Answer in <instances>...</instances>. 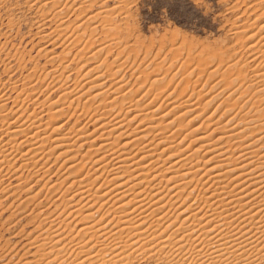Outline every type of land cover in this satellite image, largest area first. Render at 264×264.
<instances>
[{"label": "bare ground", "instance_id": "bare-ground-1", "mask_svg": "<svg viewBox=\"0 0 264 264\" xmlns=\"http://www.w3.org/2000/svg\"><path fill=\"white\" fill-rule=\"evenodd\" d=\"M42 1H43L42 3L44 6L46 5V3H48L47 2L48 0H42ZM53 1H55L54 3L60 2V0H53ZM92 1L94 2V0ZM34 2H32V4H29V3L28 4L33 5ZM73 5H74V2H73ZM49 9L50 7L48 8V10ZM42 10H40V12ZM57 11L59 12V10ZM56 12H53V13L56 14ZM55 14H53V16ZM42 15H45V13ZM47 17L50 18L52 16L48 15ZM54 18L56 19L57 17L55 16ZM55 19L53 21H55ZM43 22H44V19L43 21L41 19V23ZM51 22L49 23L51 24ZM79 22L78 23L76 22L77 25L73 23L76 26L72 24L75 27V28L72 27V29H76V31L78 28L81 29L82 21L80 23ZM54 23H55V26L53 27L54 30L48 33L47 35L45 34L41 35L40 38L42 40L50 38L52 33L59 34L60 32H62L64 27H65L64 28L65 30L69 27L68 26L66 28V24L64 25V22L55 21ZM44 27L45 25L43 26V28ZM37 30H40V29L37 28ZM67 30L70 31L69 28ZM82 30L84 29L82 28ZM260 30L262 31L264 30L263 25H261ZM244 32H241V33H244ZM254 32H256V30ZM69 34H71V32ZM73 34H75V31ZM259 35H260V32H259ZM76 36H74V39ZM80 37L79 36L76 37L78 38L77 42L80 40L79 39ZM254 37H255V34H251L248 37L250 39V42H248L249 48L248 47L247 48L249 50H252V52H255V53L259 52V54H257V56L256 54H253L250 57L251 59H249L252 65L253 63L257 64L253 72L251 71L253 73L254 84L252 83V86L251 84H249V86H251V88L254 87L256 89L254 92L250 91V94L251 92L253 93L252 97L253 96L256 98L258 97V99H260L259 97L261 95H264V67H263L264 66V31L263 33H261L260 36L257 35L258 37L257 39H255ZM88 48L89 46L87 47V49ZM43 49L40 48L39 50H43ZM85 50L86 49H84V51ZM109 51L111 50L109 49ZM46 53L47 52H45V55ZM50 56H49V59H47L49 60V62L51 58ZM52 59L53 58H51V60ZM113 59H115V57ZM60 61H62V59ZM235 61L236 60H234V62ZM243 63H246V60ZM261 63H262V66L259 65ZM232 66L235 67L236 65L235 66L232 65ZM81 67L82 66H80V68ZM242 67L240 68L242 69ZM98 68L99 67H95L92 69L88 67V69L86 68L87 70L85 72H82L83 70L80 71L78 68L79 70L78 74H81L82 72L83 73L82 76H84V79L85 80L89 79L86 81L88 82L87 84L91 83L92 86L89 89L87 88V90L81 87L82 89H84V91L81 92L77 96L76 102H78L79 100L78 98L81 99V97L85 95L84 93L86 92L89 93L90 90H93L92 88H96L94 89L96 91H94V93L92 92L93 95L89 93V95L90 94L92 95L93 103H95V100H97L99 96L103 97L102 96L103 93L105 96L106 92L104 91L106 89L101 90V87H102L101 82L102 81L104 82V80H102L103 74L98 72L99 71ZM226 68L228 69V67ZM63 69L65 70L64 67ZM206 69H209V68H206ZM237 69H238V66L237 68H235V70L238 72L239 70ZM66 71H68L67 68H66ZM223 72L225 73V71ZM237 72H235V74ZM58 73L56 72V74ZM229 73L230 71L227 74ZM61 74H62V71H61ZM58 75H60V73ZM63 75L64 73L60 76H63ZM222 75H225V74H222ZM145 77L147 79V77L150 78L151 76L145 75ZM135 79L137 80V77ZM65 80H67V77L65 78ZM148 80L150 81V84H151V79H148ZM226 80H229V79H226ZM116 81L118 83L120 82L118 80ZM234 81H231L229 85H232L231 83L234 84ZM153 82H156V80H153L152 83ZM224 83L228 85L227 82H224ZM239 83L241 82L239 81ZM116 84L117 83L114 82V85ZM141 84H144V83H141ZM226 84L223 85V87L224 86L226 87ZM217 85H219V83ZM119 86L121 87L122 85L118 84V88H120ZM50 87L52 88V85H50ZM211 87H213V85ZM114 88H117V87L115 86ZM122 88L123 87H121V89ZM248 89H246V91H248ZM23 90L25 89L23 88ZM127 90L125 88V91ZM227 90H229V88ZM131 92L134 93V91H131ZM136 92H139V91L137 90ZM27 93H28V90H27ZM242 93L238 95L243 96L244 94L242 95ZM219 94H220V91H219ZM24 95H26V97L28 98L25 91H24ZM121 95H123V93H121ZM131 95L132 94H130V96ZM228 95H230V97L232 96V94L230 93L226 94L227 97ZM198 96H199V93H198ZM19 97L21 98V95ZM19 97L17 98L19 99ZM152 97L154 98V96ZM157 97H158V94H157ZM238 97L239 96H237V98ZM57 98L59 100V97ZM248 98L250 99V97ZM14 99L16 100V98ZM21 99L19 100V102L17 101V104L12 101V104L18 105V108L16 110L10 109L11 111H8L9 114L6 115L5 114L6 112L4 113V111L6 110V104H7L6 100L5 98H0V121L1 123L3 122V125H1L0 127L1 128L0 135L2 134L3 136V134H5L8 136V141L5 140L6 141L5 144H4V141L3 143H1L2 139L0 138V163L1 165L3 161H7L10 163V166L14 168L16 161L19 159L22 162L19 163L18 167L24 170V168L26 169L25 166H28L27 165L28 163H30L31 165H33L32 163L38 164L40 166L37 168L36 171L35 170L33 171L34 173L33 176L35 178V176L38 177L37 175H39L40 171H42L43 173L46 172L45 171L46 162L48 163L49 161L47 160H49L51 156H54V159L56 161L61 159V163L59 167L60 169L64 170L62 173L64 175L60 177L59 179H57V181L50 182V179H47L48 185L46 181L44 182V184H42L43 187H46L45 195H47V193L49 192L51 193L53 191H57V187H58L59 192H60L58 197L62 198L59 206H62V209H60V211L56 213L55 209H57L56 207L58 206V204L56 205L55 202L53 201L52 203L53 205H55L54 206L55 209L54 208L52 209L53 211L49 210L50 212L49 211L44 212V210L40 209L38 210L37 215L35 213V216H37L39 219L38 224L37 226L34 225L36 227H34L33 230H29L26 232L24 239L27 240L26 244L29 245L28 247L35 249V252L38 253L37 257L38 256L39 257L36 258V255L34 252L32 258H35V259L33 260L26 259L25 262L23 261L24 264H32V262L34 264H56L57 262H58L57 264H64V261H66L65 256H68L69 255L68 252L72 253V251L73 252L76 251L74 254L77 257L73 256V258L75 257L74 260L77 261L76 262L77 264H84V263H87V264H108V263L109 264H125L124 263L125 260L126 259L128 260V258L131 255V252L132 253L134 252L133 250L131 251L129 248H132L134 250L142 249V251L145 250L146 252V249H148L147 247H149L152 243H154L155 245L152 244L153 246L150 249L156 247L154 248L155 250L158 249L160 252H162L167 257V259L170 258L176 264H190V263H195V264H264V131L260 132V134L259 133L255 134L256 131L259 132V129L262 130L264 128V120L262 119V121H260L261 119L259 120L258 116L256 115L258 113L257 109L264 108V105H262L264 104V96L262 97V100L260 99L261 100L260 105H262V107L261 108L257 107V109L255 107L256 110L254 111L253 114L251 113L250 115L249 113H247L244 115H239L238 114L239 112L237 111L238 113H235L234 116L230 117L229 115L223 121L215 120V125L211 128V130L207 129V127L201 128L200 125L202 124L203 122L202 121L201 123L194 124L191 130L187 134L183 135L179 140H176V139L174 140L175 134H177V131L179 129H182L183 126L182 124L175 125V121L178 119V117L184 116L185 114L187 115V113H189L188 107L190 106L191 102L189 103V101H187L189 100L188 97H187V100L185 101L177 102L175 100L177 102V104L175 105L176 109L177 107L182 108V106H185V107L188 106V107L186 111H184L186 108H184V110L182 108V112H179V114L172 119L168 118V115L170 114L169 110L162 114L160 113L161 114L160 115L157 111L161 109V106L160 105H159L160 107L154 106L152 104V102H154L153 100L151 101V104L147 103L148 104L146 105L147 107L145 106V108L140 109L143 112L135 111L137 101L135 102V104L131 103L125 109L121 108L122 109L121 110L119 107L117 110L120 109L119 110L120 112L116 111V113H113L114 111L112 112V109L115 110V107L113 106L114 102L113 101L107 102L103 106L98 107V109L99 110L105 109L103 111H106L107 114L110 116L108 120H106V118L104 117V114L106 112L97 114L96 112H98L99 110L95 108V110L97 111L93 113L95 117L94 115H92V121H91L93 125H96L95 128H93V130L90 132H87L86 127L85 128L79 127L75 130L72 129L73 130L72 134L74 135L72 136L74 137V139L72 138L73 139L72 142H69L67 138L63 137L62 135H59L58 133V131L60 130V126H61V125L59 126L60 121L57 119L58 118L57 113H59V111L61 110L59 108V106L61 105V104L59 105L60 100L59 101L55 100L52 102L50 101L49 103V101L44 98V101L46 100L49 103L48 108L46 110L47 114L49 117L51 116L54 118V119L52 118L50 122L48 121L45 122L46 119L45 121H43V116H40L38 118H36V116H30V115H36V114L26 115V117L22 119L21 117L24 113V109L22 110L21 108H23L24 98L22 100ZM66 99H69V98H66ZM114 99L112 96V100ZM225 99H223V101ZM25 100H24V103H25ZM88 100L86 99L84 103H87ZM226 100H225V103H226ZM64 101L65 100H63V102ZM39 102L38 104H40ZM70 102H72V100H70ZM70 102L68 104H70ZM128 102H130V100ZM171 102L173 101H170V103ZM220 102H222V100ZM248 102L249 101H247V105L250 106L249 105L250 103L248 104ZM257 102L254 100L255 104ZM44 103L43 105H45ZM187 103L189 105H187ZM92 104L90 103V106ZM174 104H172L173 108H174ZM236 104H238V102ZM251 105H253L252 102H251ZM98 106H99V103H98ZM231 106L232 105H230V107ZM242 108H244L243 105L241 107L239 106L240 112ZM227 109L228 108H226V110ZM88 112L90 111L88 110ZM121 112H123L122 115H120ZM131 112H134L132 113L133 115L130 114ZM247 112H250V111H247ZM157 113L159 114V116H156L158 115ZM243 113L245 112L243 111ZM55 115L57 118H55ZM128 117L130 118L127 119ZM207 117L209 118V116ZM89 118H88V121L90 120ZM144 118L146 119V121L144 120ZM11 119H13V121ZM136 119H139L138 122L136 123L135 126H133L131 131L127 134L129 136H126L125 131L121 129L125 125H127V122L129 123L132 120L136 121ZM189 121H194V119L193 118L192 120L189 119ZM216 121H220V122H216ZM181 122L182 121L178 123H181ZM12 124H14V126H12ZM189 125L190 123L187 124V126ZM218 130L222 132H217ZM69 131L70 129H68V132ZM70 133L71 132H69V134ZM96 133H97V136L94 135ZM21 135H24V136L26 135V137L21 139L19 138L21 137ZM187 136L188 137L191 136V140H188V143L186 142L184 143ZM88 139H90L89 146L84 151H82L81 149L83 148L84 144L88 142ZM48 140L49 142H52V144L45 147L44 141L46 142ZM28 142L31 143L32 145V146L30 145L31 148L29 149L25 148V150L26 149L27 150L23 151L24 150L22 149L23 145H27ZM192 144H194V146H192ZM54 150H55V153L53 154ZM77 155H79V157H77ZM29 167L31 168L32 166H29ZM30 175L32 176V174ZM35 179L34 181L39 180L37 178ZM19 187L20 185H18V188L16 187V189H19ZM2 189L0 188V190ZM9 190H7V187H6L5 189H3V192L4 191L7 192ZM39 190L34 191L32 190V187H28L27 189L24 190L27 192V195L23 200L25 202H28L29 200L31 202H33L34 200L37 201L36 197L37 196L39 197V193H41ZM58 197L56 200H58ZM28 203L30 204V202ZM36 206L38 207L40 205L36 203ZM101 210H103V212L100 213ZM53 212H55V214H52ZM97 213L98 214L100 213L99 216H96ZM108 215L109 217H107ZM70 216L73 218L69 219ZM72 231L75 234L72 233ZM87 234H89L92 237V239H94L93 243L95 242L99 243L98 244L99 250L96 251L95 249L96 252L94 251V253H91L92 252L91 247L93 244L91 245L90 248H87V249L85 248L87 246L86 244H88L91 240V237L90 239H87V240L84 239ZM46 243H48L49 245L47 244L48 246L45 247ZM96 246L97 245H95V247ZM100 246L102 247V249ZM106 246L110 249V252L112 253V256L110 258H106L102 256L101 254L102 250L104 251V249L107 248ZM70 247H74L75 249L71 251ZM21 248L23 247L21 246ZM127 249H128V253H126ZM142 251L140 252L141 254H142ZM149 252H152V251L150 250ZM25 253H23L21 257H19V259L21 258L22 260V256H24ZM62 253H64L65 255ZM106 253H108V250ZM74 254H71V255H74ZM69 258H70V255H69ZM68 260H71V259H68ZM74 262L72 263L74 264ZM0 264H12V263L11 262H7V263L0 262ZM13 264H19V263H17L16 261Z\"/></svg>", "mask_w": 264, "mask_h": 264}, {"label": "rangeland", "instance_id": "rangeland-1", "mask_svg": "<svg viewBox=\"0 0 264 264\" xmlns=\"http://www.w3.org/2000/svg\"><path fill=\"white\" fill-rule=\"evenodd\" d=\"M26 1H28V2H26ZM72 1L73 0H60L59 3L58 2L54 3L55 1L48 0L47 1L48 3H46V5L44 6L42 3L43 2L42 0H33V1H31V0H0V87H1L0 88V98H5V100H6V103H7L6 104V110L4 111V113L6 112L5 113L6 115L9 114L8 111L16 110L18 108V105L12 104V101L17 104V101L19 102V100L22 97L24 98V100L27 98L26 95H24V91H25L28 98L26 99L27 101L25 100V103L23 100V108H21V109L22 110L24 109V113H23L21 118L22 119L25 118L26 115L36 114V115H30V116H36V118L43 116V121H45V119H46L45 122H47V121L50 122L53 117L50 116L51 117L50 118L48 116L46 110L48 108L50 101L52 102V101L58 100L57 97H59V100H60V101L58 100L59 105L61 104L59 106V108L61 110L59 111V113H57L58 118L55 115V118H57L60 121L59 126L61 125L60 130H59L60 132L58 131V133H59V135H62L63 137L67 138L69 140V142H72L74 139V137H72V136H74L72 134L73 130H75L79 127L80 128L86 127L87 132H90L93 130V128H95L96 125H93V123L91 122L92 121V115H94L93 113L95 111H97V110H95V108L98 109V107L103 106L107 102H112V101L114 102L113 106L115 107V110L112 109V112L114 111L113 113H116V111L120 112L119 110L121 108L125 109L131 103L135 104L136 101L137 102H136L135 111L136 112H139V111L143 112L140 109L145 108V106L148 105L149 103L151 104V101L153 100L154 102H152V104L154 106H159V105L161 106V109H160L161 112H160V110L157 112L159 114L160 113L162 114V113L169 110L170 114L168 115V118L172 119V118L176 117L179 114V112H182V108H183V110H184V108H186L184 111L187 110L188 106H186V107L182 106V108L177 107V109H176L175 105L177 104V102L187 100V97H188L189 100H187V101H189V103L191 102V104H190L191 107L190 106L188 107L189 113H187V115L185 114L184 116L178 117V119L175 121V125L182 124V126H183L182 129H179L177 131L178 136H177V134H175L174 140L175 139L179 140L183 135L187 134L191 130V128L194 124H198V123H201L203 121L202 124L200 125L201 128L207 127V129L211 130V128L215 125V120L223 121L229 115L231 117V116H234L235 113H238V112H239L238 113L239 115H244L247 113H249L251 115V113L253 114L254 111L257 109V107L261 108L262 105H264V104L260 105V102H261L262 97L264 95H261L262 97L261 96L259 97L261 100L258 99V97L256 98L254 96H253L254 97L253 98L252 92H254L256 89L254 87L251 88L252 83L254 84L252 72L255 69V66L257 64L253 63V65H254L253 66L249 59H251L250 57L253 54H256V56H257V54H259V52L255 53V52H252V50L248 49L249 48L248 42H250V39L248 37L251 34H255L254 38L257 39L258 38L257 35L260 36L261 33H263V31H264V30L263 31L260 30L261 25L264 26V22H263L264 21V14H262V13H264V0H94V2L92 0H74L73 1L74 5H73ZM32 2H34L33 5H29V4H32ZM40 4H42V5H40ZM49 7H50V9H49L50 11L48 10ZM51 8H53V9H51ZM111 9H112V11H111ZM40 10H42L41 11L42 13L40 12ZM57 10H59V12ZM46 11H47V13L48 12L49 13L47 14ZM51 12L52 13L56 12L57 15L55 13H53V14H55L53 16V14ZM95 12H96V14H95ZM44 13H45V15H42ZM60 13H62V14H60ZM91 14H93V15H91ZM48 15L52 16V17L49 18V17H47ZM55 16L57 17L56 19L54 18ZM87 16H88V18H87ZM59 17H61V18H59ZM41 19H42V21L44 19L43 23H41ZM46 19H48V20H46ZM54 19L56 22L57 21L64 22V25L66 24V28L69 26L68 28L70 29V31L67 30L68 28L65 30L64 29L65 27H64L63 28L64 31L62 30V32H64L66 35L62 32H60L59 34L58 33H52L50 38L42 40L40 38L41 35H43V34L47 35L48 33L52 32L54 30V28H53L55 26V23H54L55 21H53ZM61 19H63V20H61ZM113 19H114V21H113ZM79 21L80 22L82 21L81 24L83 27L81 26V29L78 28L77 31H76V29H72V27L75 28L73 25H75V24L77 25V23ZM38 22H39V24H38ZM49 22H51V24ZM73 23H75V24H73ZM44 25H45V27H44L45 29L43 28ZM46 26H48V27H46ZM37 28L40 29L42 32L40 30H37ZM41 28H43V29H41ZM82 28L84 30H82ZM251 29H253V30H251ZM255 30H256V32H254ZM65 31H67V32H65ZM74 31H75V34H73ZM70 32L73 35L69 34ZM241 32H244V33H241ZM259 32H260V35H259ZM67 35H69V36H67ZM80 35H81V37H80ZM247 35H249V36H247ZM74 36H76V37L79 36L80 40L77 42L78 38L75 37V39H74ZM243 38H245V39H243ZM71 39H73V40H71ZM74 41H76V42H74ZM61 42H62V44H61ZM68 42H69V44H68ZM91 43H92V45H91ZM84 45H85V47H84ZM81 46H82V48H81ZM86 46L87 47L89 46V48L87 49ZM40 48L41 49L44 48V49L39 50ZM84 49H86V50L84 51ZM109 49L111 51H109ZM256 50H257V48H256ZM256 50H254V51H256ZM45 52H47L46 55H45ZM121 52H122V54H121ZM90 53H92V54H90ZM51 54H53V55H51ZM49 56L51 58H53L52 60L50 58V62H49V60H47V59H49ZM114 57H115V59H113ZM61 59H62V61H60ZM63 59H64V61H63ZM85 59H86V61H85ZM124 60H126V61H124ZM234 60H236V61L234 62ZM245 60H246V63H243V62H245ZM51 61H52V63H51ZM59 61L62 63H60ZM58 63H60V64H58ZM138 63L140 64V66ZM85 65H86V67H85ZM232 65H234V66L236 65V66L233 67ZM259 65L262 66V63ZM60 66L61 67L63 66L65 68V70L63 69V67L61 68ZM80 66H82L81 68H83V66H84V68L81 69ZM237 66H238L237 70H239V71L241 70L240 71L241 73L239 71L237 72L235 70V68H237ZM242 66H244V67H242ZM88 67L92 68V69L95 67H99L98 72L103 74L102 80H104V82L103 81L101 82L102 83L101 86L103 87V88L101 87V90L106 89L104 92H106L107 95L105 94V96H104V93H103V95H102L103 97L99 96L98 98H100V99L97 98L98 101L95 100V103H93L92 102V99H93L92 95H93L94 91H96V90H94L96 88H92L93 90H90V92H89L92 95L91 94L89 95V93L86 92L87 94L84 93L85 95H83L81 97V99L78 98L79 100H78V102H76L77 96L81 92H83L84 89L87 90V88L89 89L92 86L91 83H89L90 84L89 85V84H87L88 82H86L89 79L85 80L84 76H82V74H83L82 72H85L88 69ZM111 67H112V69H111ZM226 67H228V69ZM240 67H242V69ZM66 68L68 71H66ZM78 68L80 71L83 70L81 72V74H78V71H79ZM206 68H209V69H206ZM225 69L228 71H226ZM71 70H72V72H71ZM217 70H218V72H217ZM231 70H233V71H231ZM61 71H62V74L64 73L63 76H60V75H62ZM140 71H142L144 73H142ZM188 71H189V73H188ZM223 71H225V73ZM229 71H230V73L227 74ZM56 72L57 73L59 72L60 75H58L59 73L56 74ZM220 72H222V73H220ZM235 72H237V73L235 74ZM46 73L47 74L49 73V74L47 75ZM186 73H188V74H186ZM211 73H213V74H211ZM117 74H118V76H117ZM144 74L146 76L148 75L151 77L150 78L147 77V79H146ZM222 74H225V75H222ZM79 75L81 78L79 77ZM121 75H122V77H121ZM51 76H53V77H51ZM66 77H67L68 81L65 80ZM106 77H107V79H106ZM116 77H118V78H116ZM136 77H137V80L135 79ZM219 77H220V79H219ZM120 78H122V79H120ZM56 79H58V80H56ZM148 79H151V84H150V81ZM179 79H181V80H179ZM226 79H229V80H226ZM116 80H118L120 82L118 83ZM145 80H146V82H145ZM153 80H156V82L152 83ZM113 81L117 84L114 85ZM223 81L227 82L228 85L231 81H234L235 85L233 83H231L232 85H229L230 86L229 87ZM239 81L241 83H239ZM123 82H125V83H123ZM186 82H187V84H186ZM220 82H221V84H220ZM141 83H144V84H141ZM218 83H219V85H217ZM118 84L122 85L121 87H123V88L121 89L120 86H119L120 88H118ZM225 84H226V87L225 86L223 87V85H225ZM249 84H251V86H249ZM50 85H52V88L50 87ZM212 85H213V87H211ZM115 86L117 88H114ZM138 86H139V88H138ZM158 86H159V88H158ZM194 86H196V87H194ZM220 86L222 87V89ZM247 86L249 89L250 88L251 89L249 90L247 88ZM81 87L84 89H82ZM149 87L150 88L152 87V88L150 89ZM23 88L25 90H23ZM125 88H126V90L128 88L129 89L127 91H125ZM146 88H148V89H146ZM210 88H211V90H210ZM228 88H229V90H227ZM245 88L248 89V91H246ZM116 89H117V91H116ZM162 89L163 90L166 89V90L163 91ZM201 89H203V90H201ZM216 89H218V90H216ZM27 90H28V93H27ZM121 90H123L124 92ZM137 90L139 92H136ZM234 90H236V91H234ZM114 91H116V92H114ZM131 91H134V93H132ZM219 91H220V94H219ZM243 91H245V92H243ZM250 91H252L251 94H250ZM155 92L158 94V97H157V94ZM237 92H239V93H237ZM73 93H75V94H73ZM121 93H123V95H121ZM198 93H199V96H198ZM229 93L232 94L231 97H230V95H228V97L226 96V94H229ZM241 93H242V95L243 94L244 95L243 96L238 95ZM130 94H132L131 95L132 97L130 96ZM133 94L135 97L133 96ZM236 94H237V96H239L238 98H237ZM18 95L19 96L21 95V98ZM213 95H214V97H213ZM16 96L19 97V99ZM112 96H113V99L115 98L114 100H112ZM152 96H154V98ZM125 97H126V99H125ZM248 97H250V99ZM14 98H16V100ZM44 98L46 100H48L49 103L46 100L44 101ZM60 98H62V99H60ZM66 98H69V99H66ZM89 98H91V99H89ZM151 98H153V99H151ZM86 99L87 100L89 99L90 101L88 100L87 103H84L86 101ZM223 99L226 100V103H225V100L223 101ZM253 99L256 102L257 101H259V102H257L255 104ZM63 100H65V101L63 102ZM70 100H72L73 103L70 102ZM129 100H130V102H128ZM221 100H222V102H220ZM232 100L233 101L235 100L236 102L235 101L233 102ZM39 101H41V102H39ZM100 101H102V102H100ZM122 101H123V103H122ZM170 101H173V102H171L172 104H174V102H175L174 108H173V105L170 103ZM247 101H249L248 104L250 103L249 104L250 106L247 105ZM38 102L40 104H38ZM69 102H70V104H68ZM168 102L170 103V105ZM237 102H238V104H236ZM251 102L253 105H251ZM43 103L45 105H43ZM83 103L86 105H84ZM90 103L91 104L93 103V104L90 106ZM98 103H99V106H98ZM36 104H38V105H36ZM88 104H89V106H88ZM187 105H189V104L187 103ZM230 105H232V106L230 107ZM234 105H236V106H234ZM242 105L245 109L242 108V110L240 112L239 106L241 107ZM244 105H246V106H244ZM192 106L194 109L192 108ZM68 107H70V108H68ZM82 107L83 108L85 107V108L83 109ZM114 107H112V108H114ZM119 107H120V109L117 110ZM249 107H251L252 109ZM255 107H256V109H255ZM75 108H76V110H75ZM86 108L90 112H88V110ZM171 108H173V109H171ZM226 108H228V109L226 110ZM189 109H191V110H189ZM103 110H105V109H103ZM103 110L100 109L96 113L97 114L98 113H105L106 111H103ZM257 110H258V113L256 115L258 116V119L259 120L261 119L260 121H262V119L264 120V116H263L264 115L263 114L264 108L263 109H257ZM36 111H38L39 113ZM101 111H103V112H101ZM243 111L245 113H243ZM247 111H250V112H247ZM87 112H88V114H87ZM134 112H131L130 114H132ZM60 113H62V114H60ZM84 113H85V115H84ZM122 113L123 112H121L120 115H122ZM105 114H104V117L106 118V120H108V118L110 116L107 114V112ZM159 114L156 116H159ZM132 115H130V116H132ZM46 116H47V118H46ZM207 116H209V118ZM94 117H95V115H94ZM88 118L90 119L89 120L90 122L88 121ZM129 118L130 117H128L127 119H129ZM192 118L194 119V121H189V119L192 120ZM11 120L13 121V119H11ZM138 120L139 119H136V121L132 120L129 123L127 122V125H125L121 129V130L125 131L126 136H129L127 134L131 131L133 126L136 125ZM144 120L146 121L145 118H144ZM179 120L182 122L178 123V122H180ZM216 122H220V121H216ZM189 123H190V125L187 126V124H189ZM212 123H213V125H212ZM14 124H16V123H14ZM14 124H12V126H14ZM72 124L74 127L72 126ZM1 125H3V122L1 123V121H0V127H1ZM68 129H70V131H69V132H71L70 134L68 132ZM204 130H206V129H204ZM262 131H264V128L262 130L259 129V132L256 131L255 134H258V133L260 134V132H262ZM217 132H222V131L218 130ZM64 133H66V134H64ZM94 135L97 136V133ZM24 137H26V135L25 136L21 135V137H19V138L23 139ZM0 138L2 139L1 143H3V141H4V144H5V142L8 141V136L5 134H3V136L1 134ZM188 140H191V136H189V137L187 136L184 143L185 142L188 143ZM85 141H87V140H85ZM89 141H90V139H88V142L84 144L83 148L81 149L82 151H84L89 146ZM46 142H48V143H46ZM46 142L44 141L45 147L52 144V142H49V140ZM30 145H31L30 142H28L27 145H23V147H22V149H24L23 151L27 150V149L25 150V148H28V149L31 148L32 145L31 146ZM192 146H194V144H192ZM54 153H55V150L53 151V154ZM77 157H79V155H77ZM47 161H49V162L48 163L46 162V166H45L46 172L43 173L42 171H40L39 175H37L38 177L35 176V178L39 179L37 181H34L35 178L33 176V174H34L33 171L34 170L36 171L37 168L40 166L38 164L32 163L33 165H31L30 163H28L27 164L28 166H25L26 169L24 168V170H22V168L20 169L18 167L19 163L22 161L18 159L16 161L15 166H14V168L16 169L15 170L13 167L10 166V163L7 161H3L2 165L0 163V188L2 189L3 187H5V188L7 187V190L10 189L7 192H5L6 190L3 192V189H5V188L0 190V212L2 213V214L0 213L1 214L0 215V257L2 256L0 258V262H4V263L5 262L6 263L11 262L13 264L17 261V263H19V264H22V263L24 264L26 259L27 260L35 259V258H32L33 254L35 252V249L28 247L29 245L26 244L27 240L24 239L26 232L29 230H33L34 227H36L38 224L39 219L37 216H35V213L37 215V212L40 209L44 210V212H48L49 210L53 211L52 209L55 206L52 203L53 201L55 202L56 205L58 204V206L56 207L57 209L54 208L56 213H58L60 211V209H62V206H59L62 198L58 197L60 194L58 187H57V191H53L51 193L49 192L50 194L47 193V195H45L46 187H43V185H42V184H44L45 181L47 182V185H48L47 179H50V182H55V181H57V179H59L60 177H62L64 175V174H62L64 170L60 169V167H59V165L61 163V159L56 161L54 159V156H51V158ZM54 161H56V162H54ZM34 165H36V166L38 165V166L36 167ZM29 166H32V167L30 168ZM27 167H28V169H27ZM205 167H207V166H205ZM7 169H8V171H7ZM13 170H14V172H13ZM28 170H29V172H28ZM19 174H20V176H19ZM30 174H32V176ZM36 182H38V183H36ZM16 183L18 185H20L19 189H16V187L18 188V185ZM24 183H25V185H24ZM1 185H3V186H1ZM28 187H32V190H34V191L35 190L37 191L41 188L39 190L41 192V193H39V197L38 196L36 197L37 201L34 200L33 202H31L29 200L28 202H30V204L23 200L27 195V192L24 190L27 189ZM14 190H15V192H14ZM57 197H58V200H56ZM35 202L38 203L40 206L37 207ZM21 206L23 207V209ZM8 207H10V208H8ZM58 207H60V208H58ZM3 210H4V212H3ZM103 210H101L100 213L103 212ZM16 212H17V214H16ZM52 214H55V212H53ZM97 214H96V216H99V214L98 215ZM19 217H21V218H19ZM107 217H109V215ZM72 218L73 217H71V216L69 217V219H72ZM81 224H83V223H81ZM34 225H36V226H34ZM72 233H74V232L72 231ZM88 236H89V238H88ZM90 237L91 236L89 234H87L84 239L87 240V239H90ZM93 242H94V239H92V237H91L90 242L88 244H86L87 246L85 247L86 249L90 248L91 245L93 244L91 247V251H92L91 253H94L95 249H96V251L99 250V245H98L99 243H96V242L93 243ZM47 244L48 243H46L45 247L49 245V244L48 245ZM152 244L155 245L154 243H152ZM152 244L149 247H147L148 249H146V252H145V250L142 251V249L141 250L140 249L134 250L132 248H129L131 251L133 250L134 252L133 253L131 252L130 257L128 258V260L126 259L127 261L125 260L124 263L125 264H174L175 263L170 258L167 259V257L162 252H160L158 249H157L158 251L155 250L154 248H156V247L150 249L153 246ZM25 245H27V246H25ZM95 245H97L98 247L97 246L95 247ZM100 245H102V244H100ZM13 246H14V248H13ZM21 246L23 248H21ZM27 248H29V249H27ZM70 248H71V251L75 249L74 247H70ZM101 249H102V247H101ZM105 249L108 250V253H106L107 250H105ZM105 249H104V251L102 250V253L100 251V253L102 254V256H104L106 258H110L112 256L110 249L108 247ZM150 250L152 252H149ZM153 250H155V251H153ZM141 251H142V254L140 253ZM75 252L76 251H74V252L72 251V253L68 252L70 255V258H69V255L65 256L66 261H64V264H73L72 262H74V261H75L74 264H77L76 263L77 261L74 260L75 257H77L74 254ZM23 253H25V254H24V256H22V260H21V258L19 259V257H21V255ZM126 253H128V249H127ZM150 253H152L153 255ZM4 254H6V255H4ZM62 254H64V253H62ZM71 254H74V255H71ZM35 255H36V258L39 257V256L37 257L38 253H36V252H35ZM108 255H110V256H108ZM73 256H75V257L73 258ZM11 258H12V260H11ZM8 259H10V260H8ZM68 259H71V260H68ZM112 260H113V258H112ZM170 260L173 262H171ZM65 262H67V263H65ZM32 264H34V263L32 262ZM84 264H87V263H84ZM190 264H195V263H190Z\"/></svg>", "mask_w": 264, "mask_h": 264}]
</instances>
